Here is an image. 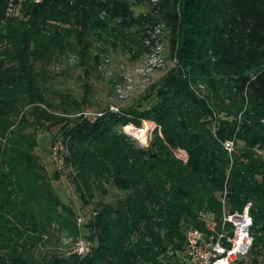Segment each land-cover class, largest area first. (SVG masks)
Listing matches in <instances>:
<instances>
[{
  "label": "trees",
  "instance_id": "trees-1",
  "mask_svg": "<svg viewBox=\"0 0 264 264\" xmlns=\"http://www.w3.org/2000/svg\"><path fill=\"white\" fill-rule=\"evenodd\" d=\"M140 1L148 9L135 15ZM6 6L0 0V264H181L187 231L205 229L202 214L219 218L224 192L229 212L250 204L253 242L237 264H264V0H44L9 15ZM163 30L166 72L116 112L106 105L92 108L103 113L93 122L84 117L108 53L140 60ZM69 57L79 98L54 85L51 67ZM141 123L154 125L145 145L122 132ZM43 133L66 141L58 164L81 205L93 204L88 256L49 249L81 234L51 185L61 172L48 175L37 153ZM109 188L114 200L94 202Z\"/></svg>",
  "mask_w": 264,
  "mask_h": 264
},
{
  "label": "rangeland",
  "instance_id": "rangeland-1",
  "mask_svg": "<svg viewBox=\"0 0 264 264\" xmlns=\"http://www.w3.org/2000/svg\"><path fill=\"white\" fill-rule=\"evenodd\" d=\"M147 9V2L140 1L133 7V12L137 15L139 13H144ZM161 33L159 40L163 45V48L156 57L150 59L142 57L140 60L134 61L129 59L128 56L121 55L120 53H108L105 57L107 60H105L99 70V77L89 81L92 86L89 97L93 99V102L95 103L94 106L89 107L90 110L104 108L106 105L113 107H117L116 105H118L117 108L123 107V105H126L129 100H132L142 93V91L147 89L149 85L157 81L166 72L170 67V63L167 59L168 48L164 38L165 31L163 30ZM67 61L68 65L60 63L51 67L53 73L57 75L54 85L63 94L70 95L73 98H79L82 95V84L78 78L81 77V74L78 70L69 69L68 66H72L74 63L72 57H69ZM140 129H146L147 139L144 143H141L145 145L148 139H150L154 125L151 124L148 126L141 123ZM55 132L56 130H53L52 134ZM122 132L133 139L132 135L126 133L125 127L122 128ZM57 140L59 141L60 139ZM51 145L52 138L48 133L39 134L37 136V153L43 159L48 175H51L54 170L58 171L56 168L58 166L53 163L51 158ZM59 171L62 175L58 181H53L51 183L52 188L55 190L60 200L66 204H70L77 212L78 217L82 219L80 234L81 236H85L87 232L83 228V225L88 220L89 210L93 207V204L86 207L82 206L74 193L72 185L66 179V171H63L62 168H60ZM117 196L118 193L109 188V193L105 197L100 198L96 195L94 202H97L98 200L111 202ZM71 245V240L59 237L58 241L53 242L50 245L49 249L50 251L65 252V248L70 249Z\"/></svg>",
  "mask_w": 264,
  "mask_h": 264
},
{
  "label": "built area",
  "instance_id": "built-area-1",
  "mask_svg": "<svg viewBox=\"0 0 264 264\" xmlns=\"http://www.w3.org/2000/svg\"><path fill=\"white\" fill-rule=\"evenodd\" d=\"M6 14L14 13L24 3L40 4L44 0H6ZM152 3L156 0H150ZM160 30V29H159ZM156 34H160L159 31ZM163 46L160 42L151 50L145 58L159 55ZM117 108L109 106L108 111L116 112ZM103 113L96 110H87L83 113L90 122L101 117ZM66 141L60 139L51 145V158L58 166L60 155L65 151ZM224 149L230 153L233 149L232 143L225 142ZM221 213L219 218L211 214H202L201 218L205 225L203 231L191 229L185 236L184 256L181 264H237L249 253L253 237L251 235L252 219L249 214L250 204L247 203L240 212H229L226 208L225 192L221 198ZM77 227H82V219L77 217ZM93 243L89 238L78 236L69 249V255L84 257L90 255Z\"/></svg>",
  "mask_w": 264,
  "mask_h": 264
},
{
  "label": "bare ground",
  "instance_id": "bare-ground-1",
  "mask_svg": "<svg viewBox=\"0 0 264 264\" xmlns=\"http://www.w3.org/2000/svg\"><path fill=\"white\" fill-rule=\"evenodd\" d=\"M147 128V127H146ZM125 131L127 134L132 135V138L140 143H144L147 139L146 129H136L132 126H126Z\"/></svg>",
  "mask_w": 264,
  "mask_h": 264
}]
</instances>
